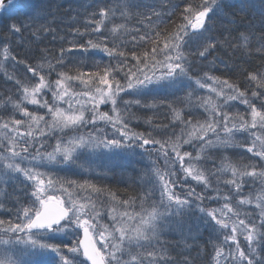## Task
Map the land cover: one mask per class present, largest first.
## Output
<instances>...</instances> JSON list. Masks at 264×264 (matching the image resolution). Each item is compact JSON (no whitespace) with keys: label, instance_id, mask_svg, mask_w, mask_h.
Wrapping results in <instances>:
<instances>
[{"label":"snow or ice","instance_id":"obj_1","mask_svg":"<svg viewBox=\"0 0 264 264\" xmlns=\"http://www.w3.org/2000/svg\"><path fill=\"white\" fill-rule=\"evenodd\" d=\"M163 3H167L173 11H160ZM51 6V0H0V31L17 35L22 30L31 29L38 40V33L54 31L39 23L50 14ZM178 7L173 0H153L150 4L122 0L116 6L99 8L100 19L92 21L95 25L91 28L92 33H99L101 25L114 17L117 11L125 18L129 11H134L135 15L141 17L140 22L144 24L145 31L139 40L150 41L152 48L150 53L145 52L142 56L133 52L132 58L136 63L131 66L127 63L125 53L117 52L119 45H116L115 41L114 47L109 48L102 39L98 43L89 40L87 47L84 44L77 45L73 41L69 43L72 48L78 47L83 51H102L110 59H119L118 65H105L101 68L99 64H95V72H79L74 77L59 72L58 78L53 81L41 74L45 68L43 63L39 65V71L36 67L25 64L28 73L32 77H38V82L19 88L22 101L13 104V109L22 111L23 119L13 118L0 124V175L7 176L10 180L13 176L22 174L26 187L30 186L32 191L26 194L27 205L18 200V207L5 210V215L11 214L13 219L0 220V257H4L0 264H145V257L139 252L133 254V250L145 247L146 242L151 246L152 236L149 234L155 232L157 217L161 213L154 208L146 216H133L127 212L118 213L116 209H108L110 222L102 224L103 217L97 211V205L91 202V198L78 199L70 190L91 187L93 192L98 193L100 189H96L88 181L78 184L74 180H60L53 178L51 174L38 171L40 167L45 166V160L57 161L59 158V162L71 165L85 152L89 155L110 156L125 152L134 153L137 149L141 150V156L155 157L151 164L156 180L152 182V187L145 196L150 198L152 193L159 191V206L170 213L169 219L182 218L185 214L198 211L202 223L210 229V235L216 237V242H213L215 264H221V261L223 264H264V163L259 166L254 163H231L228 157H224L220 167L216 168V161L212 159L221 148L224 151L229 148H241L251 154L247 159L258 157L264 162V71L248 73L245 82L248 87L241 91L236 84L209 76L208 73L201 77L194 76L193 63L190 60V57L206 59L210 50L217 48L225 51L231 49L233 52L239 51L241 55H247L251 37L255 33H241L235 37L238 42L233 44L236 5L231 3V0H189L180 15L183 23L176 25L174 31L162 35L157 29L166 22V16L175 14L174 9ZM250 7H258L261 23L264 25V0H259L258 5L251 0L248 3L242 2L238 11L246 13ZM21 15L23 18H19ZM90 15L95 16L97 13L94 11ZM120 30H126L125 26L116 25L110 31L116 34ZM73 31L81 37L88 34L87 27L85 32L79 29ZM132 39L137 38L134 36ZM256 40L260 44L256 51L264 53V30ZM46 51L26 55L30 59L38 56L40 60H44ZM65 51L64 48L60 49L61 60L57 62L60 66H63ZM3 55L16 63H22L16 61L8 46L3 47ZM220 62L228 71L234 70V66L229 65L227 61ZM47 69L50 75L55 66L48 63ZM121 71L124 72V83L116 79V75ZM85 75L90 77V81L82 79ZM75 81L88 84L89 87L95 85V91L80 94L69 91V85ZM209 81L211 83H208ZM16 83L20 85L21 82ZM253 84L259 90L253 89ZM202 89H207L209 95H196ZM161 90L166 97L172 96L175 103H184L186 100L193 108H202L206 116L204 122L194 119L192 113L188 114L187 119H182L180 110L172 109L174 119L181 125L179 135L173 131L170 137L161 140L156 139L152 132L145 134L134 131L129 127L131 119L134 118L130 108H151L152 105L142 104L139 99L124 101L122 110L117 106L118 98L122 99L121 93L146 99L149 95L155 98V94ZM181 92L185 93L183 97L177 95ZM45 93H51L52 104L43 99ZM213 95L217 98L216 101H213ZM24 101L47 109V115L51 119H45V116L22 108ZM61 101L68 105L67 109L57 107ZM72 101H75L78 107L74 108ZM233 101L245 105L246 112L233 114L230 111ZM256 101L259 102V107ZM108 104L112 106V115L99 110L101 105ZM168 107L171 109L172 105L168 104ZM86 112L90 114V118L85 115ZM100 122L105 127L111 126L112 138H109L104 128L97 127ZM146 123L151 125V121ZM89 125L94 131L74 136L68 141H65L62 135H57L64 133L65 129L78 130ZM21 128H26L27 131L21 132ZM153 131L158 130L153 128ZM54 136L56 144L52 151L46 154L41 152L40 149L46 147L43 141ZM236 136L243 139L234 143ZM185 146L192 148L197 153L196 157H193L190 151H182ZM201 154L202 162L211 164L212 168L200 170L193 166V159L199 161ZM161 158L164 168L167 169L165 172L156 167ZM185 158L188 161L187 166ZM177 164L179 168L176 167ZM179 172L191 176L198 183L203 182L206 189L212 186L211 176L230 174L232 178L224 183L231 186L229 193L232 197H240L237 207L255 202V209L243 213L245 218L240 219L241 213L234 211L229 202L221 209L201 207L198 202L205 199L204 195L197 194L192 189L187 190L186 197L175 193L174 186L182 183L175 179ZM45 176L48 177L47 180L44 179ZM249 181L252 183L249 184ZM257 181L260 184L258 189L253 187ZM246 184L249 186L247 198L243 194ZM214 191L217 195L207 198L219 200V189ZM49 192H59L61 195H49ZM193 196L195 200L192 199ZM80 199L89 202L81 203ZM223 199L229 201L230 197L225 195ZM113 200L115 201L114 197ZM118 203L120 206L130 207L135 201ZM0 209H4L3 202H0ZM177 224L182 227L180 220H177ZM238 236H243L244 248H241ZM71 237L76 239L72 240ZM57 239L61 243L47 242ZM66 239L68 242H65ZM186 247L191 248V245ZM126 256L129 258L125 259ZM146 260L147 264H176L171 257L153 252L147 253ZM180 264L194 262L184 257Z\"/></svg>","mask_w":264,"mask_h":264},{"label":"trees","instance_id":"obj_2","mask_svg":"<svg viewBox=\"0 0 264 264\" xmlns=\"http://www.w3.org/2000/svg\"><path fill=\"white\" fill-rule=\"evenodd\" d=\"M122 0H51L50 14L46 16L45 20L39 23L45 24L54 31L50 32H40L38 33L39 39L32 34V30L24 31L22 30L20 34L12 35L10 33L0 31V118L2 119L6 116L10 106L13 101H15V94L18 92L17 89L24 85L33 84L36 77H32L28 73L25 64L36 67L39 71V65L43 63L45 65L44 70L41 72L50 80H56L57 73L65 72L68 76L74 77L79 72L91 73L95 72V64H99L101 68L105 65L116 66L120 63L119 59H110L107 54L97 49H88V51H83L78 47L72 48L69 41L75 42L77 45L84 44L87 47V42L89 40L93 43H98L101 39L107 43L109 48L114 47L113 41H115L117 47V52L123 51L127 56V63L129 66L136 63L132 58V53L135 52L138 56H142L145 52H151L152 43L150 41L144 42L140 41L139 37L144 34L145 26L142 24L141 17L135 15L134 11H129L127 17H121L120 12L117 11L114 17L105 21L104 25H101L99 33H92L91 28L95 27L92 21H98L100 16L98 14L100 7L106 6H116L121 3ZM140 4H150L153 0H136ZM189 0H173V3L179 5L178 8L174 9L175 14L165 17V23L159 26V31L164 35L168 32L175 30L176 25L183 23L180 19L181 12ZM244 2L248 3L249 0H231V3L236 5V31L232 33V43L236 44L238 41L235 37H238L241 33L249 34L255 33L251 37L250 48L247 50V55H241L239 51L233 52L231 49L225 51L224 49L217 48L215 50H210V54H207V58H202V62L197 66L199 68V74L208 73L210 76L219 77L220 79L228 80L230 83L236 84L240 87L241 91H244L248 85L245 83L247 80L248 73L255 72L257 70L264 71V53L257 52L256 49L260 47L257 42L256 37L259 36L262 30H264V25L261 23V18L259 14L258 7H250L246 13H240L238 11L239 5ZM258 5L259 0H251ZM160 11L168 12L173 11L170 9L167 3H163L159 8ZM96 12L97 15L91 16L90 14ZM19 18H23L21 15ZM6 22V21H5ZM27 22V21H26ZM146 23V22H145ZM116 25H124L126 30H120L116 34L111 33V29ZM86 27L88 29V34L78 36L73 30L79 29L81 32H85ZM154 35V33H153ZM136 40H133V37ZM63 38V39H61ZM8 46L12 55L16 58V61H21L22 63H16L12 59L5 58L3 55V47ZM162 46V45H161ZM64 48L66 51L63 54V66L58 65V61L61 60L60 49ZM72 48L71 51H67ZM41 50L46 51V58L40 60L39 57L28 58L26 53L39 52ZM219 57L220 59H215ZM160 58L159 56L157 57ZM221 60L227 61L229 65L234 66L233 71H228L225 69L224 65L220 62ZM79 62V63H78ZM51 63L55 66V70L49 75L47 64ZM81 64L83 67H81ZM124 72H119L116 75V79L122 80ZM85 81H90V77L85 75L82 77ZM111 79V77H109ZM16 81H20V85H17ZM75 85H80L81 87H89L88 84H81L80 81L73 82ZM95 86V85H92ZM91 86V87H92ZM252 88L259 90L258 87L253 84ZM190 91V89H189ZM201 92H197L196 95H202ZM250 95V90L249 93ZM179 96H184L185 93H178ZM131 97L128 96L125 100H129ZM195 97H193V100ZM139 99L141 103L151 104V108H143L139 106H133L130 108V113L134 114V118L131 119V126L139 131L147 134L152 132L153 136L157 139H162V136L167 135L169 131V126L177 125L173 120L172 109L180 110L181 118L187 119L188 114H194V119L200 120V114H202L199 106L193 108L185 100L184 103L173 102V97L168 95L166 97L163 90L158 94H155V98L149 95L146 99L139 96H134L132 101ZM124 101V100H123ZM121 102H118V105ZM259 107V102L256 101ZM168 104L172 105L170 109ZM6 105V108H5ZM122 110L124 109V103L119 106ZM234 110L233 106L230 109ZM8 115V114H7ZM146 121H151V125L146 123ZM179 126L181 128L180 122ZM156 128L158 131H153ZM231 163L248 164L254 163L256 165H261L262 162L258 158H252L251 160L246 157H251V155H241L238 152H231L227 155ZM224 151H220L212 159L216 160V166H218V161L223 160ZM203 164V162H201ZM250 170V169H249ZM179 174H177L178 176ZM81 181L83 177L79 176ZM140 174L133 176L130 183L118 184L115 181L106 182L101 188L104 191L113 190L116 194H120L117 198L127 200L125 197L137 204L145 200V184L139 181ZM179 177V176H178ZM88 181L94 180V176L87 177ZM214 176L210 177V181H214ZM6 180V179H5ZM19 181V180H18ZM0 182V199L5 201L4 209H14L18 207L17 201L23 204L21 201L26 199V193L29 189L26 187L25 183L21 181L18 187L11 189V184ZM251 184V181H249ZM187 187L194 190L195 193L205 196V199L201 202V207L210 208V205L206 203V198L209 194L216 196L217 192H203L200 189V185L197 181L190 177L184 176V182L179 185L178 183L175 187ZM254 187V186H253ZM222 188V187H221ZM255 188V187H254ZM249 189L246 184L244 190ZM258 189V188H256ZM14 191V192H13ZM223 191L219 192L220 197H222ZM2 194V196H1ZM144 194V198L143 195ZM229 196L231 194L229 193ZM215 203V202H214ZM214 205V204H213ZM212 207V206H211ZM0 216L5 218V210L0 212ZM5 215V216H4ZM8 216H11V214ZM199 217V215H196ZM10 219V218H9ZM161 235V238L153 239L150 247L151 252L163 256L167 255L171 257L176 264H180V261L184 257H188L194 262V264H214L213 257L215 256V250L213 248V242H216V237L210 235V229L205 227L202 222L195 220H183L182 227L176 224L171 228H168ZM222 238V237H221ZM186 245H191V248H187ZM147 255L145 257V264H147Z\"/></svg>","mask_w":264,"mask_h":264},{"label":"rangeland","instance_id":"obj_3","mask_svg":"<svg viewBox=\"0 0 264 264\" xmlns=\"http://www.w3.org/2000/svg\"><path fill=\"white\" fill-rule=\"evenodd\" d=\"M185 51H188V49H185ZM190 60H192L193 63V75L196 77H201L203 76V74H199L200 70L197 67L200 62H202V58H196V57H190ZM210 76V75H209ZM38 82V77H36V80L34 81L33 84ZM125 81L122 79L121 83H124ZM208 83H211V81H209ZM31 85V84H30ZM20 88V87H19ZM18 92H16L17 94H15V101H13L12 105L10 106V109L8 110L6 116H4L2 119L0 118V124H3L4 122H6L9 119H23L22 116V111H16L15 109H13V104L16 103H21L22 101V96L19 92V89H17ZM69 91L74 92V93H83L85 91H89L90 93L95 91V86L92 87H81L80 85H75V83H71L69 85ZM199 92V91H198ZM200 94L199 96H207L209 95V92L207 89H202L200 90ZM130 96L131 98L128 100H125L126 97ZM121 98H118V102H121L120 104L124 103V101H132V98L134 97V95H124L123 93H121ZM38 99H40V97H38ZM43 99H46L49 104H52V95L51 93H45L43 95ZM43 99L41 102H43ZM195 99V98H194ZM213 101H216V97L213 95L212 96ZM124 100V101H123ZM135 100V99H134ZM73 104V107H78V105H76L75 101L71 102ZM117 105L118 107L120 106ZM233 108L234 110L231 111L233 114L236 113H245L246 112V106L243 105L242 103H240L239 101H233L232 102ZM57 107L62 108V109H67L68 105L65 104L64 102H59L57 104ZM111 104L108 105H101L100 106V111L101 112H108L110 115H112L110 109H111ZM22 108H27L29 112H32L36 115H40V116H45V119L50 120L51 117L47 115V109L41 108L37 105H32L29 104L27 101H24L22 103ZM120 108V107H119ZM201 109L202 114H200V122H204V120L206 119V116L203 114V109ZM86 116H89L90 118V114L89 113H85ZM127 122V121H126ZM172 122H174L177 125H170L169 126V131L167 133V135L162 136V139H166L168 137H170L172 135V132L175 131V133L177 135L180 134L181 132V128L179 126V123L177 122V120L174 119ZM132 124H129V127H131L134 131L135 130L132 126ZM98 128H104L105 132L108 134L109 138H112V129L111 126H107L105 127V125L100 122L97 124ZM21 132H25L27 131L26 128H21L20 129ZM89 131H94V129H92L91 125H89L88 127L85 128H80L78 130H72V129H65L64 133H58L57 135H62L64 137L65 141H68L70 139H72L74 136L77 135H81V134H86ZM139 132V131H138ZM259 134V133H257ZM156 139L157 137L154 136ZM174 138V137H173ZM243 139V137L241 136H236L234 143H239L241 140ZM43 143H45L46 147L41 148V152L43 153H49L52 151L53 147L56 144V138L55 136L53 138L50 139H46L45 141H43ZM222 151L223 148H221ZM31 151V149H30ZM90 151V150H89ZM141 150L137 149L136 152L134 153H119L116 155H98V154H93V155H89L87 152L82 153L79 158L75 161V163L69 165V164H65L63 162H59V158L57 161H44L45 166L40 167L38 169V171L47 173V174H51V176L53 178H58L60 180H74L76 181L78 184H83L85 181H88L89 179H87V177L90 176H94V180L91 182V185L95 186L96 189H100L101 191L96 193L92 191L91 187H86L84 189H70L71 191L74 192V194L77 195V198L79 199L80 197H90L91 198V202L95 203L97 205V211L100 213L101 217H103V219L101 220L102 224H109L110 222V217L107 216V210L108 209H116V211L118 213H130L133 216H135L136 214H140V215H144L146 216L147 213L153 211V209L155 208V210L159 213H161V215L159 217H157V222L155 225V232L154 233H150L149 235L152 236L151 243L153 242V239H158L159 237L161 238L162 233L164 232H168L166 231L168 228H171L172 226H175L177 224V220H180L181 223H183V220L187 219V220H191V222L193 221H197L198 222H202L200 219L201 214L197 211L195 213H191V214H185L182 218L181 217H175L172 219H169L168 217L170 216L169 212H166V210L163 207H160V194L159 191H156L154 193L151 194L150 198L148 196H145V200H143L142 202L140 201L139 204H137L136 202L134 204H132L130 207H124V206H120L118 202H122V201H132L129 198L125 197L127 200H122L117 198L120 194H116L115 191L113 190H109V188H107V191H104L103 189H101L104 184L106 182H112L115 181L118 184H122V183H130L133 179V176L136 174H140L139 177V181L143 182L145 184V193L149 191V189H151L152 187V182H155L156 177L154 175V169H153V165L151 164V160L155 159V157H148V156H141L139 154ZM182 151H190L193 153V157H196L197 153L195 151H193L192 148L185 146ZM238 152L241 155H251L250 153H247L244 149L241 148H229L227 151H224V157H227V155H230L231 152ZM258 158V157H256ZM258 160H260L258 158ZM203 161V154H201V159L199 161H197L196 159H193L192 164L196 169H200L203 170L205 168H212L213 166L211 164H202L201 162ZM216 161V160H215ZM223 160L218 161V166H216V168H219L221 163ZM261 161V160H260ZM230 162V161H229ZM262 162V161H261ZM187 158H185V166H187ZM264 163V162H262ZM24 165H22L23 167ZM156 167H159L161 172H165L167 171V169L164 168L163 165V160L162 158L160 160L157 161V165ZM177 168H179V164L176 165ZM215 170V169H214ZM179 177L176 176L175 179H177L178 181H181L182 183L184 182V174L183 172H179L178 173ZM207 175V173H205ZM83 177V181H81L80 177ZM186 177H190L191 176H186ZM47 176L44 177L45 180H47ZM214 181H210L211 182V188H205L203 182H199V187L203 192H216L214 191V189H219L220 191H223L221 193H223L222 197L219 200H210L208 198H206V203H208L210 205V208L206 207L207 209H221L223 207V205L226 202H229L232 204L233 210L234 211H239L241 213L240 219H244V215L243 213L245 212H252L255 209V202H253V204L251 205H244V206H240L237 207V201L240 199L239 196L236 197H232L229 196L230 199L229 201H225L223 199V196L225 195H229V187L231 186H226L225 185V181L228 179H231V175H223L220 174L219 177L214 176ZM6 179V180H5ZM217 179H219V184H217ZM7 180H9V177L7 176H2L0 175V182L1 183H5ZM19 180V181H18ZM24 182V177L22 174H18L13 176L8 183L11 184V189L18 187L19 184H21ZM90 182V181H88ZM182 183H178L179 185H181ZM252 183V182H251ZM67 187V185H65ZM101 188H100V187ZM222 187V188H221ZM255 188H259L260 184L259 181H257L254 185ZM28 190L26 194H30L32 189L30 186H28ZM189 188L187 187H175L174 186V191L177 195H181L182 197H186L187 196V190ZM14 192V191H13ZM248 192L249 189L243 190V194L244 196L247 198L248 196ZM49 195H61V193L59 192H49ZM143 198H144V194ZM2 196V194H1ZM209 196H212L211 194H209ZM215 196V195H214ZM113 197L115 198V201L113 200ZM1 198V197H0ZM193 200H195V196L192 197ZM24 201H21L23 204L27 205L28 204V200H27V195H26V199H23ZM0 202L5 203V201H1ZM79 202L81 203H88V200H83L80 199ZM215 202V203H214ZM201 206V202H198ZM214 204V205H213ZM212 206V207H211ZM203 207V206H202ZM6 210V209H0V212ZM1 215V214H0ZM10 215V214H9ZM196 215H199L196 216ZM5 216V215H4ZM13 219L12 215L8 216L6 215L5 218L3 216H0V220H9ZM218 218H219V214H218ZM17 222V221H14ZM179 226V225H178ZM70 239L75 240V237H71ZM238 240L240 241V246L241 248L245 247V242H244V238L243 236H238ZM48 243H61V241L59 239L57 240H49L47 241ZM65 242H68L67 239L65 240ZM99 246V245H98ZM149 244L146 242L145 247L143 248H137L133 250V254H135L136 252L141 253L144 257H146L148 252H151L150 250ZM226 250V249H225ZM129 257H125V259H128ZM4 259V257H0V260ZM213 263L215 264V261H213ZM221 264H223V261H221Z\"/></svg>","mask_w":264,"mask_h":264}]
</instances>
